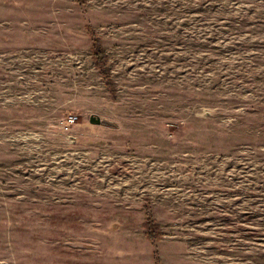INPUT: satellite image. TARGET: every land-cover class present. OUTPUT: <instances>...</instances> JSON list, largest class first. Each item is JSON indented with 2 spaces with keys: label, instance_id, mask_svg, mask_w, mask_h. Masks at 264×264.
Returning a JSON list of instances; mask_svg holds the SVG:
<instances>
[{
  "label": "rangeland",
  "instance_id": "1",
  "mask_svg": "<svg viewBox=\"0 0 264 264\" xmlns=\"http://www.w3.org/2000/svg\"><path fill=\"white\" fill-rule=\"evenodd\" d=\"M0 264H264V0H0Z\"/></svg>",
  "mask_w": 264,
  "mask_h": 264
},
{
  "label": "trees",
  "instance_id": "2",
  "mask_svg": "<svg viewBox=\"0 0 264 264\" xmlns=\"http://www.w3.org/2000/svg\"><path fill=\"white\" fill-rule=\"evenodd\" d=\"M92 50H93L94 55H96V56L98 57V60H100V65L104 66V64H105V63H104L105 53H104V51L102 50L100 44H98L97 41H95V43H94V45H93V47H92ZM105 70H107V69H105ZM149 215H150V216H148V220L145 221L144 224H145L146 226H150V225H152L153 223H155V224H154V227L156 228V230H154V231L149 230V231L147 232V234H146V238H147V239H150V240H152V239L160 240V238H161L160 235H161V234H160L159 226H158V224L155 222V220H154L152 214L149 213Z\"/></svg>",
  "mask_w": 264,
  "mask_h": 264
},
{
  "label": "water",
  "instance_id": "3",
  "mask_svg": "<svg viewBox=\"0 0 264 264\" xmlns=\"http://www.w3.org/2000/svg\"><path fill=\"white\" fill-rule=\"evenodd\" d=\"M90 120L92 121V120H93V117H91V118H90ZM95 122H97V123H98V120L96 119V120H95Z\"/></svg>",
  "mask_w": 264,
  "mask_h": 264
},
{
  "label": "built area",
  "instance_id": "4",
  "mask_svg": "<svg viewBox=\"0 0 264 264\" xmlns=\"http://www.w3.org/2000/svg\"><path fill=\"white\" fill-rule=\"evenodd\" d=\"M74 120V118L72 117L71 119H70V121H73Z\"/></svg>",
  "mask_w": 264,
  "mask_h": 264
}]
</instances>
